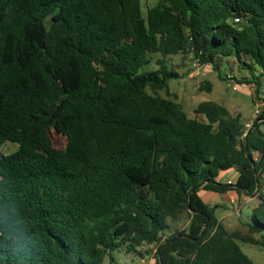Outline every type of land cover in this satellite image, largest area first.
<instances>
[{
	"label": "trees",
	"instance_id": "16d2710c",
	"mask_svg": "<svg viewBox=\"0 0 264 264\" xmlns=\"http://www.w3.org/2000/svg\"><path fill=\"white\" fill-rule=\"evenodd\" d=\"M179 54L211 70L235 58L251 76L233 79L264 88V0H157L145 13L142 0H0V149L17 145L0 153V264H116L113 251L149 246L156 264H253L237 241L264 248V122L241 139L239 114L204 101L188 117L158 95ZM230 168L259 199L246 223L258 239L228 232L198 196L224 192L215 179Z\"/></svg>",
	"mask_w": 264,
	"mask_h": 264
},
{
	"label": "rangeland",
	"instance_id": "374dc122",
	"mask_svg": "<svg viewBox=\"0 0 264 264\" xmlns=\"http://www.w3.org/2000/svg\"><path fill=\"white\" fill-rule=\"evenodd\" d=\"M156 1L157 0H142L143 12L145 13L146 9L153 6ZM189 57V55L179 54L164 59L166 67L176 72L178 77L170 78L166 81L167 94L165 91H158V95L179 103L188 117L197 119H201V116L195 115L193 110L199 103L204 101L217 103L222 105L232 116L240 113L241 122L244 125L251 117L254 107L249 89L241 88L233 84V82H227L222 79V77L228 74L236 79H241L244 76L250 77L251 72L242 67L235 58H228L224 59L222 62L220 61L215 70H208L191 75ZM158 58V55L152 56L150 64L143 70L156 69L155 61ZM257 73L258 69L256 68L253 74L256 75ZM205 82L210 84V91L199 89L200 85ZM48 137L54 148L62 149L65 147L67 138L64 134H59L54 130H50L48 132ZM16 150V144L7 142L0 149V153L9 155ZM258 204V200L244 203L240 211V216H236L232 208H221L219 213H224L225 217L219 222L230 233L239 232L243 236L258 239L259 236L250 233L246 226V223L249 222L252 210L256 208ZM187 222L188 220L185 216L177 221L170 220V231L181 230L187 227ZM237 244L253 264H264V248L241 241H237ZM112 255L116 264H145L146 262L144 260L145 256L142 257L139 254H124L120 250L113 251ZM103 264H109L107 258L104 260Z\"/></svg>",
	"mask_w": 264,
	"mask_h": 264
},
{
	"label": "crops",
	"instance_id": "0c3cea01",
	"mask_svg": "<svg viewBox=\"0 0 264 264\" xmlns=\"http://www.w3.org/2000/svg\"><path fill=\"white\" fill-rule=\"evenodd\" d=\"M237 114L240 115V113ZM251 117L247 120V122L251 120ZM259 130L262 134H264V124H261L259 126ZM253 158L255 161H257L258 154L254 153ZM260 172L262 173V170ZM215 181L225 186L226 190L222 193H217L209 190H200L198 192V196L206 205H208L210 208L214 210V215L218 221H220L225 217L224 213H219L221 208H227V209L233 208L232 206L234 205V206H238L241 211V208L242 206H244V203L254 200H258L259 202V199L256 195L253 196V194H248L246 191L237 188L236 185L241 184V179L239 173L234 168H230L219 172ZM228 181H230L232 184L228 185L227 184ZM154 251L155 250L153 246L142 248L140 250L139 255L142 257L145 256L144 257V260L146 261L145 264H156Z\"/></svg>",
	"mask_w": 264,
	"mask_h": 264
},
{
	"label": "built area",
	"instance_id": "2783aa9c",
	"mask_svg": "<svg viewBox=\"0 0 264 264\" xmlns=\"http://www.w3.org/2000/svg\"><path fill=\"white\" fill-rule=\"evenodd\" d=\"M238 19H234V23H237ZM190 58V73L191 75L198 74L200 72L208 71L211 70V65L210 64H201L199 63L196 59L189 57ZM227 82H233V84L238 85L241 88H247L249 89V93L252 97L254 107H253V112H252V117L251 120L247 123L244 124V128L241 134V139L245 138L247 135L248 130L251 128L252 124L256 122L257 118L264 113V88H261L257 90L255 84H242L238 83L233 79V76L228 75L226 77ZM228 185H231L232 183L230 181L227 182ZM260 187L261 189H264V169H262V173L260 176ZM233 208V213L236 216H240V209L237 206H232Z\"/></svg>",
	"mask_w": 264,
	"mask_h": 264
},
{
	"label": "water",
	"instance_id": "95a60500",
	"mask_svg": "<svg viewBox=\"0 0 264 264\" xmlns=\"http://www.w3.org/2000/svg\"><path fill=\"white\" fill-rule=\"evenodd\" d=\"M258 122H264V118L260 119L259 121H256V122L254 123V126H255ZM255 181H256V185H257V179H256ZM182 236H183V235H177V236H176L175 238H173L171 241H169L168 243L162 245V246L156 251V255L158 256L159 251H160V249H161L162 247H164L165 245H168V244L172 243L173 241H175V240L178 239V238H181ZM158 262H159V264H161L160 260H159Z\"/></svg>",
	"mask_w": 264,
	"mask_h": 264
}]
</instances>
